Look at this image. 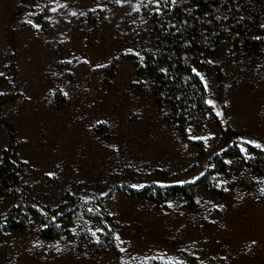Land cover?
I'll list each match as a JSON object with an SVG mask.
<instances>
[{
	"label": "rangeland",
	"instance_id": "obj_1",
	"mask_svg": "<svg viewBox=\"0 0 264 264\" xmlns=\"http://www.w3.org/2000/svg\"><path fill=\"white\" fill-rule=\"evenodd\" d=\"M155 4L0 0V157L11 141L24 163L23 191H0V213L23 197L50 208L83 198L68 229L46 233L35 216L0 227V264H264V175L236 156L223 169L199 156V145L217 150L221 125L264 147V49L194 58L209 110L180 129L134 71ZM204 169L219 191L158 194L164 177ZM104 236L113 248L100 247Z\"/></svg>",
	"mask_w": 264,
	"mask_h": 264
},
{
	"label": "trees",
	"instance_id": "obj_2",
	"mask_svg": "<svg viewBox=\"0 0 264 264\" xmlns=\"http://www.w3.org/2000/svg\"><path fill=\"white\" fill-rule=\"evenodd\" d=\"M143 25L146 40L142 59L134 62L135 74L148 82L157 110L164 119L183 129L209 110L204 84L192 69V60L215 56L225 47L264 49V0H157L145 13ZM244 135L229 125H221L215 143L217 150L208 155L199 145L200 159L206 155L207 160L214 159L223 169V157L236 156L251 170L264 175V147ZM23 165L16 155V144L8 141L0 157L1 192L22 193L24 184L19 174ZM208 173L204 169L196 176L179 180H173L174 175L166 176L167 182L156 184L158 194L166 197L178 192L191 200L193 191L200 185L219 191L210 185ZM159 188H164V192H159ZM147 193H151L147 186L126 188L129 196L146 197ZM82 203L79 193L68 195L66 202L52 208L31 197H23L9 211L0 213V227L23 230L31 216H35L51 226L46 233L51 232L50 228L68 229L77 219ZM111 237L100 238V247L113 248Z\"/></svg>",
	"mask_w": 264,
	"mask_h": 264
}]
</instances>
